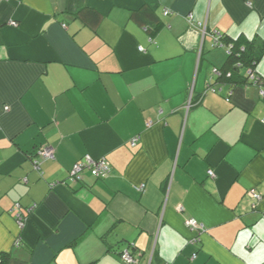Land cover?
Masks as SVG:
<instances>
[{
    "label": "crops",
    "instance_id": "1",
    "mask_svg": "<svg viewBox=\"0 0 264 264\" xmlns=\"http://www.w3.org/2000/svg\"><path fill=\"white\" fill-rule=\"evenodd\" d=\"M215 33L264 40V0H0V264H264V81Z\"/></svg>",
    "mask_w": 264,
    "mask_h": 264
},
{
    "label": "trees",
    "instance_id": "2",
    "mask_svg": "<svg viewBox=\"0 0 264 264\" xmlns=\"http://www.w3.org/2000/svg\"><path fill=\"white\" fill-rule=\"evenodd\" d=\"M85 13H88L87 10H85ZM90 13L94 17L95 22L100 21L102 17L100 12L92 9ZM132 18L151 33L158 28L161 22L157 11L148 5H143L138 10L132 12ZM219 35L225 45L228 46V49H226L227 58L225 63L218 68L220 74H216L217 78L231 84L245 83L249 79L252 83H255L250 78L251 74H255L257 80L259 79V84L263 83L262 81L264 80L259 74L257 75L256 68L264 56V40L258 36L249 38L240 35L235 38L222 33ZM136 139L138 141V138Z\"/></svg>",
    "mask_w": 264,
    "mask_h": 264
},
{
    "label": "built area",
    "instance_id": "3",
    "mask_svg": "<svg viewBox=\"0 0 264 264\" xmlns=\"http://www.w3.org/2000/svg\"><path fill=\"white\" fill-rule=\"evenodd\" d=\"M168 13H169V11H166V14H168ZM189 17H190V20L192 22L193 21V15L190 14ZM219 34L220 33H215L213 35L212 46L213 47L221 46V47H226V49H228V46H226L225 43L221 40V36ZM141 49H143V48H141ZM214 73L219 75L220 70L218 68H215ZM250 78L253 79L256 84H259V79L257 80V76L255 74H251ZM261 93L264 95V90H261ZM229 94H231V91ZM149 124H151V123L149 122ZM136 142H137V139H134L132 142L133 145H135ZM37 155L41 156L44 159L53 158L54 157V148L50 144H45L38 149ZM84 169H89L91 171L92 175L95 176L96 178H105L107 176L109 169H110V164L104 159L92 160L89 156H87L86 159L82 160L81 162L77 163L74 166V168L71 172L70 179L72 181H76V180L80 181L82 178L81 174H82V171ZM209 175L215 176L214 171L209 170ZM248 194L251 197L256 198L257 200L261 199V195L256 193L254 190H250L248 192ZM16 216H17V220H18L20 227L23 228L24 221H25L24 215L22 213H17ZM186 224L189 228L197 230L198 234H199V232L204 230V225L200 224L194 218L186 220ZM199 239H200V237L198 236L197 240H199ZM18 243H20V241ZM119 256H120V258L124 264H136L138 262V257L129 248L122 250L119 253ZM194 256H196V255H194ZM1 261H3V259L0 256V262Z\"/></svg>",
    "mask_w": 264,
    "mask_h": 264
}]
</instances>
